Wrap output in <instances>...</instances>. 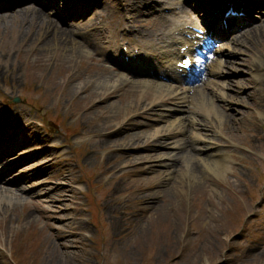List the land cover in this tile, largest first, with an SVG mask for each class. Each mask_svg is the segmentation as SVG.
<instances>
[{
	"label": "rangeland",
	"instance_id": "374dc122",
	"mask_svg": "<svg viewBox=\"0 0 264 264\" xmlns=\"http://www.w3.org/2000/svg\"><path fill=\"white\" fill-rule=\"evenodd\" d=\"M111 1L102 2L99 9L111 8ZM50 15L58 26L52 22L53 29L64 27L54 11H50ZM2 20L0 118L12 124L21 118L18 112L10 114L4 107L6 99L20 96L21 104L10 110L26 114L28 123L36 114L37 119L43 117L46 122L52 120L51 124H57L58 127L48 126L52 131L50 136L55 138L54 146L49 149L53 155L41 179L67 181L71 186H77L80 178L88 179L87 195L92 196V217L89 218L88 213L82 216L89 222L86 223L87 235L80 242L75 239L72 245L62 244L59 248L56 241L48 239L51 237L50 220L34 207L37 202L35 191L41 189L37 185L29 190L33 197L24 196L26 201H16V207L5 211L4 218L0 217V264H264V106L261 105L264 91L252 90V77L245 81L246 75L242 72L246 71V64L222 69L218 86L221 91H230L226 85L236 82L232 93L245 94L247 90L250 96L245 98L243 105L236 104L239 101L234 98L229 101L221 98L222 93L215 89V99L220 103L226 101L229 106L225 111L227 117L221 118L226 120L219 129L227 138L212 133L205 136L206 140L213 139L212 144L195 142L198 150L192 151L200 156L207 153L209 159H212L209 152L222 154L218 158L223 160L225 167L218 171L207 167L206 171L190 178L186 177L188 172L185 176L180 173L179 182L170 178L167 172L172 169H169L156 179L157 169L164 170L165 167L149 169L148 163L140 162L139 156L150 149L155 152L158 142L149 145L150 148L132 146L136 149H130L127 144H131L130 134L135 131L138 132L135 142L139 145L144 139L153 140L148 137L150 128L146 123H151L158 115L146 116L142 110L131 112L132 107H128L119 112L124 119L112 121L110 116L115 111L109 107L119 100L123 85L116 89L111 87L117 77L107 68L106 72L111 75L103 71L89 72L97 58L91 47L90 56L85 50L83 55H73L68 52L70 40L52 38L50 43L46 41V36L48 39L52 36L47 34L45 27L37 31L38 25L32 23L31 29L24 33L23 27L28 22L22 27L18 23L5 26ZM97 44L98 41L95 47ZM238 55L237 60L245 58ZM108 78L109 83L104 85L107 88H101L100 82H107ZM198 103L194 106H198L197 112L191 107L188 111L192 103L187 102L173 114L185 117L183 120L201 121L203 117L199 110L202 106ZM71 110L75 111V116ZM157 112H163V109ZM233 117L238 119L237 123ZM165 123L158 121L156 124L163 127ZM33 124L43 131L40 125ZM216 124L220 126L218 122ZM167 125L161 133H168L164 130ZM141 129L146 132L143 134ZM44 137L48 139V135ZM177 137L179 135H175L174 140ZM121 142L125 144L121 146L128 147L129 151L119 149ZM30 148L37 150L38 143L22 147L25 152ZM42 154L36 159L40 160ZM186 163V159L179 163L177 172L184 169ZM59 167L62 171L57 175ZM64 175L66 179L61 178ZM39 177L42 176L36 178ZM30 182L35 184L36 181ZM96 183L100 186L93 193L91 189ZM82 188L85 189V185ZM146 190L155 193L153 201L146 200L152 203L145 209L134 196L138 193L142 197ZM113 192L117 197L115 202L110 197ZM79 193L78 190L76 195ZM51 205L54 204L44 201V207H53ZM112 222H115V228ZM55 224L54 229L63 230V227L55 228Z\"/></svg>",
	"mask_w": 264,
	"mask_h": 264
},
{
	"label": "bare ground",
	"instance_id": "6f19581e",
	"mask_svg": "<svg viewBox=\"0 0 264 264\" xmlns=\"http://www.w3.org/2000/svg\"><path fill=\"white\" fill-rule=\"evenodd\" d=\"M61 3H65L68 2L69 0H60ZM48 3V2H47ZM137 2L134 4L137 6ZM139 5V4H138ZM44 7V6H43ZM64 10V5H62ZM40 10L43 11V8H39ZM162 17V16H161ZM3 19V20H2ZM0 20H2V22L5 24V26L9 25H13L18 23L19 27H22V24L24 22H28L27 25H25L23 27L24 29V33L29 31L30 28V24L34 23L36 25H38L37 27V31L41 30L42 27H45V29L47 30V34L51 35L52 37H50L49 39L46 36V41L51 40L52 38L54 40H61V41H66V40H70L69 43H71L70 47L68 48V52L70 54L73 55H83V50H85V53H91L89 52L88 48L83 47V45H78L76 42H78L77 39H75L74 37L69 36L68 31H71V28H60V29H53L54 26L51 24L53 22L52 17L50 15H45L43 14L41 11H30L29 9H26V5H21L18 8H14L8 12L4 13V16H2L0 14ZM135 20V19H134ZM136 21V20H135ZM167 21H169L167 19ZM1 22V21H0ZM50 22V24H49ZM141 23L142 24H147L146 21H144V19H141ZM155 25L160 26V29L163 30L168 26V23H164V21L162 19H157V22ZM142 30H144L143 27H141ZM68 30V31H67ZM51 31V32H50ZM145 31V30H144ZM46 32V31H45ZM263 35L264 37V15H262L259 19L258 23H254L252 24L250 27H247L244 29V31L240 34L237 35L235 37H233L231 39V42L238 45V46H255L256 44H260L259 40L262 41L263 37L260 38ZM159 36V34H158ZM83 39V38H80ZM19 42V39H17ZM264 42V41H263ZM50 43V41H49ZM39 51H41V49H39ZM44 52V50L42 51ZM219 53H222L219 50ZM214 59V58H213ZM229 62H233L230 60H218V59H214L213 64H211V68L208 70L209 74L211 75H216L219 72V68L217 67V65L219 67H223L224 65H227V63ZM262 65H264V62H260L257 61L256 62V66L257 67H261ZM98 71H108L105 69V66L102 65V69H98ZM107 74L111 75L109 72H107ZM259 76H257L258 78L260 76H263L262 74H258ZM175 77L177 80H179L176 76ZM209 80V78L207 79ZM110 81V78H108L107 82H105L104 80H102L100 82L101 84V88L104 87V85L106 86ZM205 80H202V82ZM212 82H214V80H211ZM124 83V77L123 75H117V81L113 82V84H111V87H113V89L119 88L120 85ZM135 84L133 86L130 87H125L123 88V91L120 94L119 100L117 101V103L113 102L114 104L112 105L111 110H114L115 113L111 114L112 116H110L112 121H120L123 118H121V115L119 114V112H123L121 110L123 109H128V107H132L131 108V112H136V110H147L149 108H151L152 106H156L159 103V100L162 101H174L177 102V100L179 99L178 94H176L175 92L180 90V85H178L177 88H171V85H167L165 83H157V84H152L149 81L146 80H138L136 82H134ZM211 82L206 83V86L209 87ZM236 83V82H235ZM262 91H264V82L262 83ZM190 87V85L187 86V88ZM235 86H232V88H234ZM107 88V87H104ZM184 87H181L182 91H184L183 89ZM196 88V89H195ZM199 85H196L194 87L195 91H194V99L196 98V95L199 94V96L201 98H204L205 102L208 104V108L207 110L213 114H215V117L219 116H226L225 111L228 109L229 110V106L226 103H222V109L220 110V107L212 100L214 97L211 96L209 97V95L207 93L204 92V90H197L199 89ZM197 90V91H196ZM166 91V93H164ZM196 92V93H195ZM109 92H107L108 95ZM254 93H251V95L253 96ZM250 96L249 92L241 93V94H234L230 91V95H228V97H232L235 100H238L241 104L243 103V101L245 100L246 97ZM123 99V100H122ZM123 101V102H122ZM145 101H153V104L151 107L147 108V103ZM122 102V103H120ZM125 104V105H124ZM224 111V112H223ZM130 112V113H131ZM219 116V118H220ZM236 117V116H235ZM217 119L219 120L220 124L223 122L221 119ZM228 119H230V116L228 115ZM236 118H232V120H235ZM179 119L175 118L171 121V123L169 125H174V122H177L179 125V127H175V132H172L171 129H169L170 131L168 133H161L163 131V127L159 126L153 129H150L149 132L150 134L148 135V137H151L153 140L148 141L147 139H144L143 144L139 145L136 141L137 139V135L138 132H132L133 134H130V140H131V144H127V146H130V149H136L138 146H142V147H149V145H155L157 142L160 143V148H171L172 150L170 151H155L150 149V152H146L145 154H141V156H139L140 158V162H146L148 163V168L152 169L151 167H155V166H165L166 168H164V170H159L157 169L156 172V179L159 178V176H161L162 172L167 171L168 169H172V171L170 173L167 174H171V178L174 180V182L178 181L177 179L180 176V173H182L185 176V173L188 172V175L186 177H195L197 174L202 173L203 171H206L205 168L209 167V169L212 171L214 170H220L223 167H225V164H223V160L221 158L218 157H214V156H218L217 154H212V152H209L212 159H209V156L207 153H205L206 156H200L199 153H193L192 151H194V145L195 142L196 143H202L204 141V139L199 135L200 132L198 131H188L187 132V137L182 136L180 138H178V140L176 141H168L165 139H163V136H169L172 133H180L182 131H184L185 128V122L184 121H180L178 122ZM226 120V119H225ZM224 120V122H225ZM117 122V123H118ZM238 122V119H236V122ZM116 123V124H117ZM194 122H189L190 126H194ZM223 124V123H222ZM203 128V127H201ZM127 129L130 130V127L127 126ZM165 130V129H164ZM140 132H142L143 134L146 132L145 130H141ZM185 133V132H182ZM209 134V133H208ZM145 138V135L144 137ZM179 141V142H178ZM123 142V140H122ZM122 142L119 144V149L123 150V151H129L128 147H123L121 145H125L122 144ZM187 143H189V146L187 147ZM194 144V145H193ZM135 146V147H132ZM121 147V148H120ZM202 151V148L200 149V152ZM130 155V154H129ZM166 158V159H165ZM185 159L188 161V163H186V165L184 166L185 168L182 169L181 171H175L173 172L174 169H177V167L173 168L174 166H176V163H180L182 164L183 161H185ZM130 160V158L128 159ZM45 162V160H44ZM203 163L204 165L202 166ZM210 162V163H209ZM200 164V165H199ZM223 164V165H222ZM222 166V167H221ZM181 167V165H180ZM179 167V168H180ZM204 167V168H203ZM24 173L19 175V180H23L25 178L28 177V175H30L32 172V170L29 169V167H26L24 169ZM4 175V171L0 170V181L3 179ZM179 182V181H178ZM177 182V183H178ZM175 183V184H177ZM46 187H44L45 189ZM66 188L62 189V188H58L56 193L54 194V199L56 198H60L64 196V193H66ZM154 191H148L146 190L145 192H143V196L140 197V195L137 193V195H135V199L136 200H140L139 203H143L144 205H142L143 208H147L148 205L151 206V202L152 201H146L148 198H151L154 196ZM21 195L18 193L13 192L10 188H4V186L0 185V217L4 218V213L5 211L12 209L15 207V202L17 200L15 199H20ZM148 202H150V204H148ZM61 204V206L59 207V209H61V207H66L67 204L62 203V199H59L58 201H56L55 204ZM55 207H57V205H54ZM3 213V214H2ZM27 217L30 216V214L26 215ZM70 224V223H69ZM112 227L115 228V222H112ZM55 241V240H53ZM67 246V243H63ZM59 248H62V244L57 243L56 244Z\"/></svg>",
	"mask_w": 264,
	"mask_h": 264
},
{
	"label": "snow or ice",
	"instance_id": "6c2138e0",
	"mask_svg": "<svg viewBox=\"0 0 264 264\" xmlns=\"http://www.w3.org/2000/svg\"><path fill=\"white\" fill-rule=\"evenodd\" d=\"M184 63H185V64H187V63H188V61H187V60H185V61H184Z\"/></svg>",
	"mask_w": 264,
	"mask_h": 264
}]
</instances>
